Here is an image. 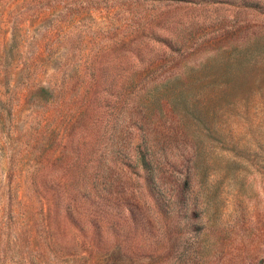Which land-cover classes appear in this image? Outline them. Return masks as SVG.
Wrapping results in <instances>:
<instances>
[{
  "label": "rangeland",
  "instance_id": "374dc122",
  "mask_svg": "<svg viewBox=\"0 0 264 264\" xmlns=\"http://www.w3.org/2000/svg\"><path fill=\"white\" fill-rule=\"evenodd\" d=\"M0 264H264V0H0Z\"/></svg>",
  "mask_w": 264,
  "mask_h": 264
}]
</instances>
